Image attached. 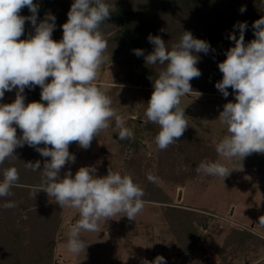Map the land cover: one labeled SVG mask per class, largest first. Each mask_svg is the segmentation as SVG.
I'll list each match as a JSON object with an SVG mask.
<instances>
[{"label":"clouds","instance_id":"obj_1","mask_svg":"<svg viewBox=\"0 0 264 264\" xmlns=\"http://www.w3.org/2000/svg\"><path fill=\"white\" fill-rule=\"evenodd\" d=\"M27 8L30 16L20 15ZM39 5L33 0H0V100L5 92L15 90L11 103H0V165L6 160H18L15 150L24 145L34 148L45 159L25 162L30 171H41V182L32 186L30 196L40 191L55 199L60 209H76L79 219L67 232L66 249L78 255L89 244L81 239V232H97L103 223L113 217H127L134 221L143 211L144 191L130 174H121L110 167L107 174L98 176L95 166H82L73 176L68 170L61 177L66 164L75 162L69 146L77 143L88 149L94 138L110 127L119 141L134 137L125 118L112 107L107 85L96 81L104 62L108 43L101 25L112 14L106 0H74L67 13V22L61 27L62 39H52L56 17L45 14L37 23ZM246 11L245 6L239 9ZM30 21L34 34L20 39L25 22ZM247 22H239V37L234 41L226 59L218 64L222 79L215 87L223 97L231 88L235 102L223 106L218 120L226 126L227 134L216 144L219 157L204 160L196 172L224 178L230 174L222 161L264 154V16L253 22L254 39L245 43ZM164 31V29H161ZM153 50L145 55L143 49H134L137 57H144L146 66H160L153 80V92L147 101V122L159 127L154 142L159 150H166L183 136L188 128L181 98L193 92L190 81L201 76L196 66L198 53L208 54L210 44L183 31L178 42L170 46L159 36L149 34ZM49 78H51L49 80ZM39 86L40 101L25 103V89ZM20 130V135L17 134ZM43 145V147H40ZM0 198L13 195L11 189L19 185L16 167L2 170ZM148 180L155 177L148 175ZM5 209L16 207L14 201L0 205ZM264 226V215L259 217ZM142 264H166L162 255Z\"/></svg>","mask_w":264,"mask_h":264},{"label":"rangeland","instance_id":"obj_2","mask_svg":"<svg viewBox=\"0 0 264 264\" xmlns=\"http://www.w3.org/2000/svg\"><path fill=\"white\" fill-rule=\"evenodd\" d=\"M106 2L114 10L116 0ZM101 31L105 34L108 47L96 83L102 87L107 85L112 107L124 116L126 126L133 130L134 137L119 141L113 121L112 127L94 138L88 149L79 147L77 143L70 144L69 151L76 159L74 163L66 164L61 170V177L68 170L74 176L80 167L91 165L97 168L98 176L106 175L109 167L121 174H130L144 193L149 183L159 186L169 195L173 205L206 217L204 225H197L201 250L187 254L181 252L176 234L164 216L165 206L144 200V209L134 221L126 216H116L103 223L97 232L82 231L81 239L89 244L85 252L78 255L69 253L66 249L67 232L79 219V213L76 209H60L53 197L40 191L37 194L43 199L42 210H49L50 213L56 211L60 217L55 233L53 264H142L143 259L152 261L157 255H162L166 264H264V226L259 224V217L264 215V154L253 153L243 160L234 158L222 161L230 170L224 180L218 176L198 174L194 162H183L186 156L199 163L219 158L215 146L227 134V130L218 117L224 104L235 102L234 94L225 98L213 92L193 91L182 97L180 107L184 108L189 125L183 136L200 139L202 154L199 156L196 148L190 147L178 156L176 165L172 158L166 162L160 158L161 151L154 142L153 130L150 132L145 128L143 138L137 134L141 126L147 123L144 113L153 87L135 84L136 76L130 57H112L114 44L111 37L115 28L105 25ZM160 37L166 39L163 34ZM229 45L221 55L223 60L226 59ZM197 55L200 59L196 66L201 71L206 62L203 61V53ZM154 67L158 72L160 66ZM218 79L220 81L222 78ZM209 81L212 85L216 80L210 78ZM228 91L233 93L231 88ZM14 99L15 90L5 92L0 103H10ZM154 126L159 129L157 125ZM135 141H140L139 145L134 144ZM131 159L134 160L132 165L129 162ZM28 161L22 159L21 164L25 166L24 163ZM179 172L185 173L181 183L175 180L176 175L181 176ZM149 174L155 177L154 182L148 180ZM20 176L25 177L23 173ZM235 231L242 232L243 238L240 239Z\"/></svg>","mask_w":264,"mask_h":264},{"label":"trees","instance_id":"obj_3","mask_svg":"<svg viewBox=\"0 0 264 264\" xmlns=\"http://www.w3.org/2000/svg\"><path fill=\"white\" fill-rule=\"evenodd\" d=\"M133 1L116 0V7L112 10L110 18L101 25V28L105 25L115 28V33L111 37L114 44L112 57L114 59L130 57L136 76L135 84L142 87H153L152 79L157 78V71L154 66H146L144 57H137L133 50L139 48L145 51V55L150 53L153 45L147 39L149 34L153 36H156L157 32L160 36L163 34L166 39H162L166 40L165 42L170 46L172 43L178 42L183 31H190L195 38L205 40L211 46L208 54L203 53V61L206 62V65L201 68V76L190 81L193 91L222 94L214 87V84L218 82V78H222V73L218 68V64L224 61L221 55L224 54L228 44H230L229 48L234 46L232 40L229 39L230 34L239 37V29L234 28V25L239 22H247L248 27L244 35L245 43H248L255 38L253 22L264 16V0ZM33 2L39 5L37 23L42 21L45 14L49 12L56 17V28L53 31L52 39L61 40L63 35L61 26L67 22V13L74 0H33ZM241 6L246 7V11L243 13L239 11ZM20 15L30 16L31 13L25 7ZM32 34H34V28L30 21H26L24 35L20 38L27 39ZM210 78L216 80L212 85L209 81ZM40 92L39 86L34 89L26 88L25 103L40 101ZM232 94L229 93V95ZM145 128L150 132L153 130L154 135L159 131L154 124L147 122L137 132L141 138L144 137ZM17 134H21L20 130ZM139 142L135 141L134 144L139 145ZM200 144L201 140L198 138L182 136L166 150H160V158L165 159L166 162L172 158L173 164L176 165L179 161L178 156L186 149L189 150L190 147L196 148L195 150L200 156L202 154ZM136 147L138 148V146ZM15 152L18 160H6L3 165H0V180L3 179V168L8 165L16 167L18 172L23 173L25 177L20 176V173L18 182L20 186L11 189L13 195L0 198V205L9 200L16 204V207L10 209L0 207V264H53L56 246L55 233L60 222L59 213L42 210L43 199L39 194H36L35 198L30 196L31 187L39 185L41 182L42 170L30 171L21 164V160L26 158L32 162L40 160L42 167L46 158L41 157L34 148L29 146L19 147ZM183 160L185 163L194 162L195 168L200 164L187 156ZM129 162L132 165L134 160L131 159ZM183 172H179L181 173L180 177L175 176L178 183L182 182V177L185 174ZM143 199L165 206L164 216L176 234L177 246L181 252L187 254L201 250V237L197 225H204L206 217L199 215L196 211L173 205L169 195L153 183H149ZM235 233L240 235V239L243 238L242 232L235 231Z\"/></svg>","mask_w":264,"mask_h":264}]
</instances>
